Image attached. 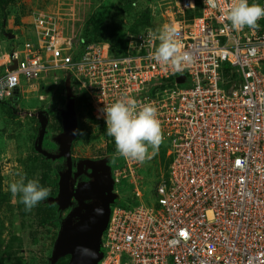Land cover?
Listing matches in <instances>:
<instances>
[{"label":"built area","instance_id":"obj_1","mask_svg":"<svg viewBox=\"0 0 264 264\" xmlns=\"http://www.w3.org/2000/svg\"><path fill=\"white\" fill-rule=\"evenodd\" d=\"M232 4L157 0L159 24L128 32L120 54L115 40L72 36L61 7L32 10L26 33L14 27L11 38L25 40L0 59V81L11 77L12 85H0V100L11 99L23 79L70 78L97 119L99 109L123 97L158 110L159 151L143 163L117 157L123 163L113 170L115 188L131 187L140 203L112 205L98 264H264V18L256 30H231ZM166 23L175 24L193 56L183 71L153 59L158 40L145 42ZM154 158L167 160L168 177L161 174L152 206L143 202L141 181Z\"/></svg>","mask_w":264,"mask_h":264},{"label":"rangeland","instance_id":"obj_2","mask_svg":"<svg viewBox=\"0 0 264 264\" xmlns=\"http://www.w3.org/2000/svg\"><path fill=\"white\" fill-rule=\"evenodd\" d=\"M155 5L157 0H10L5 29L11 30L21 22L26 33L28 14L32 10L61 7L67 13L63 14V18L72 36L79 34L84 43L98 42L94 35L86 33L85 24L90 19L95 27H101L103 19L105 33L115 30L117 34L120 28L126 33L133 32L134 23L142 21L146 14L150 24L140 26L144 30L160 22V18L152 14ZM124 7L127 12H124ZM24 40L20 36L13 44L17 42L20 45ZM10 42L0 36V59L8 51L7 44ZM40 81L35 84L23 79L14 111L9 105L0 103V169L3 196L6 198V205L0 209V264H46L52 248V236L56 232V226L46 223V209H41L38 204L31 211H26L21 207L23 203L19 197L14 199L9 189V185L19 178L18 172L26 175V182L30 179L38 181L43 187L51 189L53 186L50 181H45L47 174H52L53 165L43 160L34 149V143L39 128L38 111L42 109H52L48 126L51 133L62 130L60 111L67 104L66 82ZM83 98L84 103L79 105L77 111L79 133L82 135L79 134L80 137L73 143L74 153L81 157H104L108 141L104 126L92 114L89 102ZM169 146L170 143H167L163 150ZM153 160L143 168L141 181L143 202L152 206L158 204L154 189L161 180V174L165 173L168 177L167 160ZM115 190L120 196L116 204L134 206L140 203L131 187L116 186Z\"/></svg>","mask_w":264,"mask_h":264},{"label":"water","instance_id":"obj_3","mask_svg":"<svg viewBox=\"0 0 264 264\" xmlns=\"http://www.w3.org/2000/svg\"><path fill=\"white\" fill-rule=\"evenodd\" d=\"M16 67L17 61H14V65L8 69ZM177 79L182 82L185 76L180 75ZM65 82L67 104L60 111L63 129L51 138L56 145L55 151L44 146L50 120L46 109L38 111L39 129L34 143V149L46 159L54 161L62 158L63 167H67L65 171L59 170L58 195L44 200L45 203L57 204L60 212V226L47 264H57L66 256L68 261L59 264H98L103 256V234L110 219L112 205L119 199V194L115 191L109 156L99 159L80 158L77 162L72 157L73 143L79 135L73 134L74 130H79L76 108L78 95L72 90L70 78ZM74 164L76 175L84 173L87 178L70 182ZM67 209L70 210L64 215L63 212Z\"/></svg>","mask_w":264,"mask_h":264},{"label":"clouds","instance_id":"obj_4","mask_svg":"<svg viewBox=\"0 0 264 264\" xmlns=\"http://www.w3.org/2000/svg\"><path fill=\"white\" fill-rule=\"evenodd\" d=\"M204 3L209 9L219 7V0H204ZM262 18L264 5L250 3L249 0H233L226 16L228 26L236 32L245 27L258 29V21ZM15 30L17 32V29ZM11 31L12 37L16 32ZM178 37L179 32L175 24L166 23L155 32L149 30L145 42L151 44L152 41L158 40V47L151 53L153 59L163 66L183 71L194 62V59L189 52L183 50ZM0 85L12 86L11 77L6 81H0ZM99 118L105 120L107 135L113 137L115 141L116 153L112 158L113 162L117 157H123L126 160L143 163L159 151L163 142V131L158 110L151 103L138 105L134 99L123 97L99 109ZM73 134L82 135L79 130H74ZM17 176L19 178L9 185V189L14 199L19 197L26 211H31L49 197L50 188L41 186L36 180L29 179L26 182V175L21 172H18Z\"/></svg>","mask_w":264,"mask_h":264},{"label":"trees","instance_id":"obj_5","mask_svg":"<svg viewBox=\"0 0 264 264\" xmlns=\"http://www.w3.org/2000/svg\"><path fill=\"white\" fill-rule=\"evenodd\" d=\"M122 1L125 2V0H122ZM9 5H10V0H0V36L3 37V38H5V39H7L8 41H11L12 42V43L10 42V47L8 49L9 51H12V49L14 47H16L18 44H17V42L15 44H13L14 41H15V38H11L12 31L5 29V26L7 24L6 23V21H7V14H6V12H7V8H8ZM123 10H124V12H127V10L125 9V7H124ZM148 23H149V17L148 16L146 17V14H145L142 21H139L138 20L136 23H134V25L132 26L131 31H133V32L140 31L141 30L140 28H142L140 26H147ZM85 25H86V28L85 29H87L86 30V33L88 32V34L94 35L96 41L99 42V41H102L103 38H106L107 39L109 37V35H108L109 33H107V32L105 33V25H104L103 19H102V25H101V27H95L92 19H90L89 21H87ZM126 34H127L126 33V30L124 31L122 28L117 29V34H116L115 39H114L115 42L117 43L116 44L117 45V54H120L121 51H123V50L126 49ZM86 43H88V41H86ZM3 70H4L3 67H1L0 68V71H3ZM41 82H44V81H41ZM18 94L19 93L14 94L11 97V99H8V100H0V103H2L4 105H9L10 109L12 111H14V108L16 107V103H17L18 98H19ZM83 97H85V99L88 102V98L85 95H80L78 97V101H77V105H76L77 106V111L79 110V105L80 104L82 105L84 103V100H83L84 98ZM88 105H89V103H88ZM97 122H99V121H97ZM102 125L104 126V129H105V132H106V135H107L106 125H104L103 123H102ZM79 137H80V135H79ZM107 139H108V141H107V147H106L107 154L112 159L113 156H114V153L116 152V146H115V142L113 141V139H112L111 136L107 135ZM47 144H49V145H46V147L49 148V149L56 148V145L54 143H52L51 141H49V140L47 141ZM41 156H42V158L45 161L46 158L43 155H41ZM48 161L51 162V160H48ZM112 161H113V159H112ZM116 162L119 163L120 165L123 163V161H118V159L116 158L115 161L113 162V169L116 166ZM48 181H50V183L52 185L57 186V180L56 179H53L52 174L49 175L47 182ZM2 183H3V178L1 176V169H0V209L3 206L6 205V198H4L3 191H2L3 190ZM21 207L25 209V206L23 204L21 205ZM39 207L41 209L43 208L44 210L45 209L47 210V212H46V223L48 225H50V226L53 225V226L59 227V220H58V214L56 212V205H49V204L45 203L44 200H43V201H41L39 203ZM56 236H57V232H54V234L52 236V245H51L52 248H53V245H54ZM52 248L50 249L49 254H51ZM47 260H48V258H47ZM65 261H66L65 260V257L60 260V262H65ZM47 263L48 262H46V264Z\"/></svg>","mask_w":264,"mask_h":264},{"label":"flooded vegetation","instance_id":"obj_6","mask_svg":"<svg viewBox=\"0 0 264 264\" xmlns=\"http://www.w3.org/2000/svg\"><path fill=\"white\" fill-rule=\"evenodd\" d=\"M73 91H74V89H72ZM74 93H76V92H74ZM77 94V93H76ZM78 95V94H77ZM78 97H79V95H78ZM77 101H78V98L76 99V105H77ZM55 109H53V111H54ZM49 111V114L51 115V113H52V109H50V110H48ZM49 123H50V120H49ZM49 126V125H48ZM38 127H39V124H38ZM39 129V128H38ZM62 129H63V127H62ZM62 130H60V131H58L57 133H51V131H50V128L48 127V132H47V134H46V136H45V139H44V146L46 147V145H49V144H47V141L49 140V141H51V138H52V136L54 135V134H58V133H60ZM80 132V131H79ZM79 136V135H78ZM52 142V141H51ZM53 143V142H52ZM49 149V148H48ZM55 149L56 148H54V149H50V150H52V151H55ZM42 155V154H41ZM106 156H109L108 154H106V155H104V157H106ZM72 157H73V159H74V161H78L80 158H89V157H81V156H78V155H76L75 153H74V150H73V147H72ZM110 157V156H109ZM99 158H103V157H97V158H92V159H99ZM44 160V159H43ZM47 163H51L52 165H53V167H52V177H53V179H56L57 180V186H52L51 187V192H50V195H49V197H55L56 195H58V192H59V170H62V171H65V170H67V167H63V159L62 158H60V159H57V160H51V162H49L48 161V159H46L45 160ZM110 165L112 166V170H114L113 169V161H112V159H111V157H110ZM76 165L74 164L73 165V170H72V173H71V179H70V182H75V181H79V180H84L85 178H87V176L84 174V173H81V174H79V176H77L76 175ZM49 175L50 174H47V176L45 177V181H46V183H47V180H48V177H49ZM48 197V198H49ZM72 199H74V198H72ZM47 204H49V205H56V212H57V214H58V220H59V215H60V212L58 211V205L57 204H55V203H47ZM70 209H67V210H65L63 213H64V215L69 211ZM59 226H60V223H59ZM58 230H59V227H56V232H57V234H58ZM57 237V236H56ZM49 258V257H48ZM65 259H67L66 261H68V256H66L65 257ZM65 261V262H66ZM59 263H62V262H60V260H59V262L57 263V264H59Z\"/></svg>","mask_w":264,"mask_h":264},{"label":"crops","instance_id":"obj_7","mask_svg":"<svg viewBox=\"0 0 264 264\" xmlns=\"http://www.w3.org/2000/svg\"><path fill=\"white\" fill-rule=\"evenodd\" d=\"M11 30H14L16 32V30L14 29V27L11 29ZM109 37L107 38L108 40H114L115 39V36H116V33L113 31V32H110L109 34ZM6 40V39H5ZM10 44L8 43L7 44V47L9 49V46ZM9 51V50H8ZM27 82V81H26Z\"/></svg>","mask_w":264,"mask_h":264}]
</instances>
